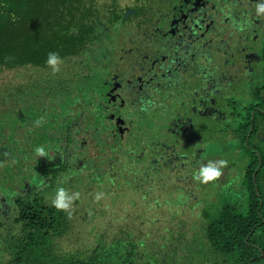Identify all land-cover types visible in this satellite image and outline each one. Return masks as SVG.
I'll list each match as a JSON object with an SVG mask.
<instances>
[{
  "label": "trees",
  "instance_id": "trees-1",
  "mask_svg": "<svg viewBox=\"0 0 264 264\" xmlns=\"http://www.w3.org/2000/svg\"><path fill=\"white\" fill-rule=\"evenodd\" d=\"M92 11L84 0H0V264H264V183L258 187L264 151L253 141L264 123L261 88L245 125L225 120V131L232 130L249 153L241 197L225 194L229 202L213 203L203 197L195 207L209 209L205 219L197 220L191 210L184 222L208 220L206 249L176 258V249L168 250L169 240L158 237L149 249L145 240L167 229L158 225L167 220L157 216L164 204L145 201L135 192L146 187L140 170L161 158L162 151L129 156L126 162L129 152L117 142H112V155L107 146L96 148L105 155L95 158L94 153L82 161L75 152L78 134L93 130L101 144L99 131L108 136L91 122L87 109L95 92L104 88L98 67L115 49L110 44L101 50L99 37L105 30L102 17ZM113 21L105 18L107 25ZM86 49L93 66L77 85L64 82L68 76L53 73L46 64L50 52L69 59L68 64L84 63ZM45 68L44 76L39 71ZM184 144L183 152L199 148L195 141ZM41 146L43 157L35 152ZM100 163L108 165L101 168ZM146 180L150 189L166 188L155 178ZM61 187L80 193L70 212L52 206ZM98 193H103L99 200Z\"/></svg>",
  "mask_w": 264,
  "mask_h": 264
},
{
  "label": "flooded vegetation",
  "instance_id": "flooded-vegetation-1",
  "mask_svg": "<svg viewBox=\"0 0 264 264\" xmlns=\"http://www.w3.org/2000/svg\"><path fill=\"white\" fill-rule=\"evenodd\" d=\"M258 3L259 0H155L147 6L112 8L115 17L111 12L107 17L114 19L110 30L125 38L127 46L112 44L114 56L108 60L104 88L95 92L102 113L96 126L106 129L110 144L119 139L117 143L125 146V154L134 151L131 156L135 158L147 154L152 157L162 151L161 158L140 170L146 172L142 178H155L164 187L172 179L189 175L191 165L199 163L200 168V162L209 161V157H201L204 144L197 138L192 119L207 120L202 129L205 133L215 120L224 122L223 129L227 119L241 126L234 117L242 115L243 109L247 114L254 113L258 88L261 98L264 93V32L258 34L264 27V14L257 15ZM129 33L133 35L128 37ZM213 71L218 72L220 81V87L215 89L211 87L215 83L210 76ZM174 82L181 87V92L172 97L176 107L153 130V136L152 132L141 136L139 144H135L138 138L130 115L155 91L168 92V83ZM190 85H194L190 92L183 89ZM209 90L216 94L212 96ZM251 95L255 101L248 106L245 99ZM236 96L243 98L235 99ZM160 102L167 103V97L160 98ZM180 107L182 113L178 111ZM189 136L191 140L186 139ZM185 141H195L199 148L181 153L179 145ZM186 168L188 171L181 176ZM152 172L159 173L154 176ZM144 180L150 189L152 184Z\"/></svg>",
  "mask_w": 264,
  "mask_h": 264
},
{
  "label": "rangeland",
  "instance_id": "rangeland-1",
  "mask_svg": "<svg viewBox=\"0 0 264 264\" xmlns=\"http://www.w3.org/2000/svg\"><path fill=\"white\" fill-rule=\"evenodd\" d=\"M87 4V6H90L93 10V13H96L98 18H100V24L103 25L104 35L99 37V41H101V50L104 51L107 50L110 44H115V47H119V44H126V39H121L120 36L117 34L115 36V33L110 30V25H107L105 23V18L107 19L110 11L114 7L121 8V5H123L125 8H133L135 6H147L151 5L153 1L155 0H84ZM159 1V0H158ZM218 1V0H216ZM111 14L114 15V13ZM110 14V15H111ZM115 17V15H114ZM113 17V18H114ZM157 17V16H156ZM227 24H230L227 22ZM264 32V27H262V30H258V34H262ZM133 33H129L128 37H131ZM225 43V42H224ZM96 52H93L92 54H95ZM114 56V52L106 56L103 61V64L98 67V71L102 73V76H104L106 69L109 66V61ZM91 59V57L89 58ZM88 67L84 65L83 63H79L78 61H74L71 64H67L63 61L62 65H60V72L62 74L70 73H84L86 76L88 74V71L86 70ZM214 74H211L210 76L214 78V84H212V88H219L220 87V81L217 78L218 72L213 71ZM224 72H228L225 70ZM209 77V76H207ZM224 85V83H222ZM168 86L170 87V90L165 93H161L155 91L153 95L143 100L139 106L135 108V111L130 115L133 120V127L132 130L135 134V136L138 138L135 140V144H139L141 141V136H147L148 133L153 136V130L158 128V125L165 122L167 120V115L169 114L170 110L173 107H176V103H174V99L172 97L175 95V93L181 92L180 84L177 82L174 83H168ZM194 85L184 86L183 89L185 91H191ZM191 88V89H190ZM209 93L214 96L216 94L215 91L209 90ZM168 99L167 103H161L160 98H166ZM242 97L236 96L235 99H241ZM246 100V104L250 106L252 102L255 101L254 96L251 95ZM230 101H228L227 105L230 106ZM177 110V109H176ZM179 112H183V108L178 109ZM242 117L245 115V109L242 110ZM173 113V112H172ZM173 115V114H172ZM179 116V114H176ZM46 119H49L50 117V110L44 115ZM175 118V116L173 115ZM236 118H238L236 116ZM179 119H177L178 121ZM192 123L195 125V129L197 130V138L200 140V143L204 144L202 148L205 149V152L201 154V157H212L213 161L218 160H225L227 161V164L222 169V175L215 181H211L208 183H203L201 181H198L197 179L191 178V176L187 177V181L192 185L191 187V193L187 191H182L177 188L167 187V188H161V190H155V189H148L147 187L143 186V189L141 191L135 192V194H138L140 197L144 198L145 201L148 200H155V203L157 201L163 202V205H160V208L158 209L157 216L165 218L166 216H169L171 218H167L165 221H160L158 225L160 226H167V229L160 235H156L158 238H163L166 240H171L174 237H180L183 238L186 236L184 232L177 231L172 232L171 229L174 226L180 227L182 224L185 226H188L186 228V232L189 231L191 227V223H184L190 219V217L187 220H180V219H174L176 216L173 215L175 211L178 212V214H183L187 209H191L193 211V215L197 220H204V215L209 212V209L201 210V207H195L197 204H194L195 199L202 200L203 197L206 199V203H213L214 201H218L220 199L223 200L225 198V202H229L228 196H223L225 194H232V195H238L241 197V194L243 193V189L245 187L244 185V172L245 167L247 165L248 155L249 153L245 151V149L240 145L238 139L234 136L232 130L226 132L225 129L222 128L224 125L223 121H217L215 120L213 122V126H211L207 132L203 133L202 129L207 124L206 119H198L194 118L192 119ZM245 124V122H244ZM77 128V127H76ZM79 129V128H77ZM225 131V132H224ZM206 134V135H204ZM95 132L91 130V132L84 133V135H77L78 144L76 145L75 152L80 154V157L78 158L80 161L87 160V158L91 157L95 153V158L101 155H105V153L101 154L96 151V148L100 147L103 148L104 146H107L108 151L110 150V155L113 154L112 144L108 142V139L105 137V135L102 133V131H99L98 135H96L98 138L101 139V142H98L94 138ZM187 140H191V137H187ZM118 139L116 142H119ZM254 144L261 150L264 151V137L261 135H256L253 138ZM82 142V147L81 146ZM194 143V141H191ZM185 146H188L187 144H180V150L181 152L184 151ZM211 147V148H209ZM226 148V151H224L220 155H216L218 153L217 149ZM134 148V147H133ZM96 151V152H95ZM132 152L135 154L134 151H131L130 153H127L125 157V162L129 160V156L132 155ZM181 155V154H180ZM197 154L194 156V160H196ZM108 164L107 163H100L98 164L99 167L105 168ZM149 171V170H148ZM188 171L186 169L183 174H185ZM196 172L194 169H191V172L189 175H192V173ZM146 173V172H144ZM154 176H156L155 172H152ZM147 179V178H144ZM264 183V177H261V179L258 182V187H261V184ZM161 186V182H159ZM264 187V185H263ZM157 189V188H156ZM195 191V192H194ZM198 200L197 203L200 201ZM209 200V201H207ZM188 206V207H187ZM212 211V210H211ZM208 224V220L204 221L202 225ZM207 227V226H206ZM204 228V230L206 229ZM197 228L196 226L194 227ZM194 238V237H193ZM207 239L206 235L201 237V234H198L197 239H190L187 238L186 240L189 243L183 244V246H180L175 251V254L177 255L176 258H183L184 255H188L191 252L189 250L192 249V246L196 245L198 246L197 242H203L200 245H204V241ZM192 240V241H191ZM195 240V241H194ZM199 245V246H200ZM201 249V248H200ZM203 249H206L203 248ZM184 254V255H183Z\"/></svg>",
  "mask_w": 264,
  "mask_h": 264
},
{
  "label": "clouds",
  "instance_id": "clouds-1",
  "mask_svg": "<svg viewBox=\"0 0 264 264\" xmlns=\"http://www.w3.org/2000/svg\"><path fill=\"white\" fill-rule=\"evenodd\" d=\"M256 13H257V15L264 14V0H259V3L257 4V7H256ZM81 56L85 60V62L83 63L84 65H86L87 67L93 66L92 62L89 60L91 54L88 51V49H86L85 56L84 55H81ZM66 60H69V59H63L62 60L58 53L50 52V53H48L46 64L51 68L53 73H58L60 71V65H62L63 61L65 63H67ZM74 60L75 59H73V61ZM41 67H44V66L41 64ZM46 70H47V68H45V69H43V70H41L39 72L45 76ZM31 72L34 73V72H37V71L31 70ZM62 75L64 77L68 76V77H65L66 79L63 80L64 82L77 85L79 82H82L83 79L85 77H87L88 74L85 76L83 72L82 73H70V72H68L66 75L65 74H62ZM63 76H61V78H63ZM101 77H103V76H101ZM67 94H69V93H67ZM87 110L91 113V118H92L91 122L92 123L96 124L97 121L101 120L102 113L100 112V110L98 108V94H95V100L89 104ZM247 115H248L247 113H245V115L243 117L241 115H236L238 118H236V116H235L234 120L237 121L238 123H240L241 125H245L246 122H247ZM250 115H253V114H250ZM42 119L43 118H41V120ZM252 119H251V121H252ZM41 120L37 121V125H39L41 123ZM244 122H245V124H244ZM250 131H251V125L249 126L248 134H249ZM256 135H259V136L261 135L262 137H264V123L261 125L259 130L255 133V136ZM81 145H82V142H81ZM209 148H211V147H209ZM217 151H218V153L216 155H220L224 151H226V148L225 147L224 148L219 147L217 149ZM35 152H36V154L38 156H41V157L46 155V151H45V148L43 146L37 147L35 149ZM226 164H227V161H225V160L213 161L212 157H210L209 161L206 164H202V162H200V166L201 167L199 168V166H196L194 168V170L196 172L193 173V176L192 175H186L185 178H179V180L172 179L171 182H169V183H167L165 185V187L167 188V187L174 186L172 188H177V189H180V190H182L184 192L187 191V192L191 193V192H193V191H191L192 185L187 181V177L188 176H191V178H194V175H196L195 179H197L198 181H201L203 183H208V182H211V181H215L222 175V169H223V167L226 166ZM186 169H188V168H186ZM185 170L182 171L181 176H183V172ZM188 183H189V185H188ZM102 196H103V193H98L97 196H96V199L99 200V199L102 198ZM79 197H80V193L79 192L69 193L68 190H66L65 188L61 187V188H59L56 191L55 198L52 200L51 203H52V206L54 208H56L57 210H59V211L70 212V210H71V208L73 206V202L78 200ZM197 200H199V199H195L194 204H199V203H196ZM260 205H261V202H260ZM186 211H188L186 217L180 218V217L183 216V214ZM186 211L183 214H178V212L175 211L173 213V215L176 216L174 219L187 220L191 216V209H187ZM166 217L167 218H171L169 216H166ZM197 224L198 223L192 224L190 229H189V231H187V232H186V228L188 226H185L184 224H182L180 227L174 226L171 229L172 232L181 231V232H184L186 234V236L183 237V238L174 237L171 240H169L168 250H172V249H176L177 250L180 246H183V244L189 243L186 240L187 238L197 239L198 238V234H201V237L206 235L207 239L205 241H207L210 238V233L208 232L207 228L204 230V228L207 225L206 224L205 225H202V224L197 225ZM195 226L197 227L196 229L194 228ZM156 237L157 236H151L150 238H147L145 240V245L149 249H151L149 247V244L150 243L154 244V239ZM161 239H163V238H161ZM201 243H203V242H197L198 246H196V245L192 246V249L189 250V251L190 252L194 251L195 253H197L199 250H204L203 249V245H200ZM162 244L165 246L164 241L162 242ZM184 256H187V254L184 255ZM225 259H226V257H225Z\"/></svg>",
  "mask_w": 264,
  "mask_h": 264
}]
</instances>
